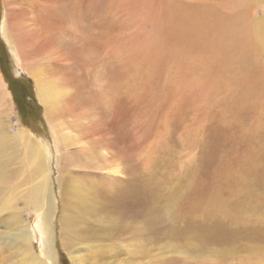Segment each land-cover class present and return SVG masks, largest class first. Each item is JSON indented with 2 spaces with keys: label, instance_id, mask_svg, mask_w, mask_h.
<instances>
[{
  "label": "rangeland",
  "instance_id": "rangeland-1",
  "mask_svg": "<svg viewBox=\"0 0 264 264\" xmlns=\"http://www.w3.org/2000/svg\"><path fill=\"white\" fill-rule=\"evenodd\" d=\"M22 1L0 0L27 62L0 33V264L14 211L39 213L11 188L21 126L49 153L52 264H264V0ZM35 66L69 90L54 118L83 123L63 195Z\"/></svg>",
  "mask_w": 264,
  "mask_h": 264
},
{
  "label": "bare ground",
  "instance_id": "bare-ground-1",
  "mask_svg": "<svg viewBox=\"0 0 264 264\" xmlns=\"http://www.w3.org/2000/svg\"><path fill=\"white\" fill-rule=\"evenodd\" d=\"M15 1L16 0H13V4H17V3H15ZM22 2L23 3H27V2L34 3V0H23ZM148 3L150 4L149 6L152 7L155 4V1L148 2ZM154 6H156V5H154ZM156 7L153 8V9H156ZM8 8H9L10 11L12 10V8H10V7H8ZM147 10H149V9H147ZM144 11H145V8H143V9L142 8H139L136 11V13H137L138 16L142 15L143 17L147 18L145 16V12ZM14 13H17V12H14ZM8 16H9V14H8ZM8 16H6L4 19H2V21L0 23V33H1L2 37L5 39V41L9 42V49H10L11 55L14 56L16 58V60L21 65H24V64L26 65L27 64V62L25 60V57L26 56L24 57V55L20 52L19 47H18L19 44H17L18 43V38L17 39L15 38L16 32H15L14 29H16V28H14V26L16 24H15V22L13 20L10 21L8 19ZM147 16L149 17V15H147ZM143 17L141 19H143ZM26 19H28V18H26ZM73 20H74V18H73ZM149 20H151V19H149ZM15 21H17L16 18H15ZM13 22H14L15 25L13 24ZM56 24H58V23H56ZM20 27H22V26H20ZM47 29H49V28H47ZM257 29H259V28H257ZM35 33H36V31H35ZM31 34L34 35L33 32ZM65 34H67V33H65ZM22 35H24V34H22ZM27 37H29V35ZM11 39H12V42L14 43L15 46L12 44ZM24 39H26V38L24 37ZM27 44H28V42H27ZM24 49L28 51V49H26V48H24ZM32 55L33 54H30V56H32ZM32 60H34V59H32ZM40 60H42V59H40ZM29 61H30V59H29ZM178 62H180V61H178ZM108 63H110V61ZM31 64H34V63H31ZM31 64L28 67H30ZM109 68H111V67H109ZM112 68L114 69L113 66H112ZM25 71L27 72V74H29L30 76H32L34 78V81H35V85L34 86H36V95H37L36 97H38L39 103L43 107V110H44L43 113H44L45 119L47 120V123L49 124L50 130H51V135H52V138H53V141H54V145H55V147L54 146L53 147L56 150V157L54 156L55 157L54 164L56 163L55 166H57L56 168L58 169L57 179H58L59 183L61 184V186H59L61 188L58 189V190H60V192L62 194V192H63V185H64L63 179L65 178V175L64 174H66V173H63L61 171V167L62 166H61V163L60 162L62 160H64V159L71 160V154H70V152H72V150H73L72 147H76V145H79L80 143H82V138H81L82 135H79L77 133V130H78V128H82L83 129V123L81 122V119L80 118H77L75 121H73L72 127L70 128L68 126H65V121L63 119L62 120H56L54 118L58 114L60 115V113L62 112V110H61L62 109L61 108L62 104L65 105V103L68 101L67 100V97L69 96V90L65 87L66 85L63 86L59 82V79L48 80V78L45 75L44 69L42 67L40 69L39 68H36V66H35L34 69L25 67ZM104 76L105 75H103V77ZM2 88H4V87H2ZM67 103H69V101ZM1 105H2V103H1ZM1 105H0V107H1ZM114 105H116V104H114ZM107 106H109V105H107ZM68 109H70V108H68ZM65 110H67V109L65 108ZM71 114H73V113H71ZM66 117H67V115H66ZM1 132L3 133V131H1ZM16 134L18 135L19 145H20V149H21V160H19V155L18 154L15 155V157H16L15 159H17V161H18L19 164H22L24 162L23 165L21 166V170L23 169L25 171H24V174L21 175V180L20 181H17L15 184H13L11 186V188L13 190H17V189H21L22 188L23 189V191H22V197L21 196L20 197L23 199V201H25V203L27 204V206L36 207L37 210H39V213H38V215L36 214L37 216H35L33 223L32 222L30 223V221H27V222L22 223V222H20L19 212L18 211H14V217L10 221V222H12L11 223V226L9 228V225H8V230L2 235V237H1V243H3V244L5 243V246L8 245L7 246L8 248L11 247L13 249H17L16 250V253L18 254L17 255V257H18L17 258V261H19V262L21 261L24 264H49V261L51 263L53 261V259H54L53 252H52V248H51V244H52L51 243L52 242L51 239L53 238V235H52L53 230H52V226H51V217H52L53 209L54 208L52 207V192L50 193L49 190H48L49 185H51V184L48 183V182H51V181L48 180V176H49V174H48V167L49 166H47L48 165L47 155L49 153L48 154L46 153V150H45L46 148L44 149V151H42V148H40L37 144L34 143L33 138L30 135V133L27 132V130L24 129L22 126L17 129ZM3 137L6 139V136L4 134H3ZM0 142H1V138H0ZM88 144H89V142H88ZM86 145L87 144H85L83 146H86ZM77 148L78 147H76V149ZM80 148H83V147H80ZM83 151H86V150H83ZM79 152H81V151H79ZM89 156H90V154H89ZM72 157H74V156H72ZM62 162L64 163L65 161H62ZM73 162H75V161H73ZM7 168L8 167L4 166L3 169L0 170V177H2V178L4 177L5 180H6V178L9 179V177L12 176V175L9 174L10 171H8ZM114 168H116V167H114ZM113 170H115V169H113ZM105 171H106V169H105ZM75 182H72V183H75ZM57 184H58V182H57ZM76 184H77V182H76ZM13 187H15V188H13ZM71 187L72 186H70V188ZM13 195H15V194H13ZM78 195H80V194H78ZM83 195H85V193ZM17 196L18 195H16L15 197L17 198ZM68 196L71 197L70 195H68ZM12 201H14V200H12ZM12 201H9V202H12ZM76 207H78V205ZM10 208H11V206H10ZM79 208H81V207H79ZM67 210H68V207H67ZM72 212H74V210ZM72 212H69V213H72ZM65 213H64V216L66 215ZM80 213H82V212H80ZM70 215L71 216L72 215L75 216V214H70ZM71 219H73V218H71ZM32 224L34 225V227L32 226ZM63 224H65V223H63ZM67 228H68V226L66 227V229ZM72 228L69 229V230H72ZM66 229L64 228V230H66ZM34 230H36L35 233L41 235V238H39V239H41V240H39L40 247H38V248H40L39 250L41 251L42 254H44V255L47 254L46 257H45V259L39 253H37L35 250H34L35 252L33 251V248H32V244L33 243L31 241V238L35 235ZM79 258H81V257H79ZM79 258H77L76 256H72V258H70V259L73 260L74 264H78V259Z\"/></svg>",
  "mask_w": 264,
  "mask_h": 264
}]
</instances>
